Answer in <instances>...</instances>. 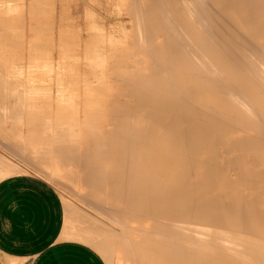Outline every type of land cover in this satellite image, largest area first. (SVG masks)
I'll list each match as a JSON object with an SVG mask.
<instances>
[{"label": "bare ground", "instance_id": "bare-ground-1", "mask_svg": "<svg viewBox=\"0 0 264 264\" xmlns=\"http://www.w3.org/2000/svg\"><path fill=\"white\" fill-rule=\"evenodd\" d=\"M8 2L0 0L2 26L11 21L13 9L9 6L11 0ZM122 3L131 19L130 31L127 32L126 26L122 29L131 38L130 48L120 56L114 58L115 53L105 49L104 57L89 45L81 49L64 31L59 38L61 56L57 66L64 68L60 69V76L57 71L53 77L70 78L65 62L73 57V66L78 61L75 71L84 68L83 74H97L96 68L100 67L105 74L107 84L103 83L101 89L90 87L88 91L97 96L90 95L84 101L87 107L83 104L86 107L81 114L83 121H77L80 112L75 111L64 129L58 123L56 131L47 136L52 125L46 126L44 132L48 134L42 143L29 147L28 133L24 138L26 134L22 135L20 129L24 123L19 120L50 117V113L35 114V101L30 96L26 97L30 104L20 100L18 105L12 100V111L7 115L16 118L21 126L14 127L15 121L10 125L12 129L9 126L1 129L0 120V133L5 134L8 129L22 135H17L10 146H14L13 150L22 149L15 152L22 153L20 160L29 166L53 161L82 184L75 197L86 201L105 218L91 216L83 209L78 213L81 208L68 205L66 210L71 208L70 213L76 210L73 217L67 216L70 221L66 230L73 232L72 239L90 245L107 261L264 264V0H123ZM92 37L95 40V35ZM93 51L98 53L94 57L97 63L90 56ZM81 59L82 67L78 65ZM91 62L95 63L93 67ZM14 64L15 67L17 63ZM97 64L99 67L95 68ZM1 72L0 76L4 71ZM15 75L12 79L6 76L7 83H13ZM22 75L18 81H25ZM2 76L3 81L6 77ZM67 77L63 81L56 78L57 82L50 86L52 90L55 88L52 86L64 82L56 87H61V91L56 90L62 92L56 93L58 110L67 102L63 89L70 81ZM29 78L25 81L27 85ZM30 83V88L35 87V83ZM10 85L7 88H17L14 83ZM42 86L36 88L45 89L46 85ZM24 87L20 88L26 91ZM20 88L15 89L16 93L12 90V94L21 98ZM5 96L2 103L5 99L10 104L12 96L9 101ZM21 103L26 104L23 111ZM45 103L41 107L49 110L51 103ZM4 114L1 113L7 117ZM65 117L66 114L57 112L54 118ZM25 149L49 153L24 154ZM13 160L0 156V179L27 171L26 166Z\"/></svg>", "mask_w": 264, "mask_h": 264}, {"label": "crops", "instance_id": "crops-1", "mask_svg": "<svg viewBox=\"0 0 264 264\" xmlns=\"http://www.w3.org/2000/svg\"><path fill=\"white\" fill-rule=\"evenodd\" d=\"M11 2V5H9L10 7L12 6L11 8L13 9V11L10 13L11 21L8 23H4V26H2L3 24L0 25V65L1 67L3 66L2 68L0 67V72L3 69L4 72H2L4 74L1 72V76L5 75L4 77L7 76L10 79H12L13 73L17 74L13 77L14 79L16 78L15 80L17 82L15 83L14 80L13 83L17 85V88H14L16 87L15 85L14 87H11L14 88V90L7 88L10 87V84L13 83H7L8 78L6 77L5 79L2 76L4 78L3 81L6 82H4V84L7 85V87H4L5 85L3 86V81L0 76V80L2 83V85H0L3 87L2 88L0 86V91L6 90L1 91L2 94L5 93L4 96L8 95V98L5 96L7 99L6 101H9V97L12 96L10 101H17V104L18 101L20 102V100L21 102L23 100H26L25 103L30 104L29 99L27 100L26 97L29 98L30 93L37 94V100H35V102L33 103L36 106V109L33 110L35 114L46 113L44 108L41 107L46 104V86L45 89L39 88H44L42 85H45L46 83L44 70L47 60V46L52 47L54 53L53 47L60 44V41L58 42L56 40L59 39L61 30H63L65 34L67 33V36L69 38L72 39L74 37L73 39L75 40V45H79L81 49H84L85 45H90L93 46L96 51L99 50L100 53L97 51L99 54H101V52L103 50L105 51L106 49L108 52L111 51L112 53H115L119 56L120 53H123L127 47L129 36L127 35V32L125 30H123V32L120 34L126 37L125 40L121 42H117V36L112 34L113 32H115L116 28L110 25L111 14L108 9L109 0H11ZM90 19H92L93 21H90ZM4 28L7 29L4 30ZM7 33L9 36L7 35ZM94 35L95 40H92V36ZM96 40H100L102 42H99L101 46L97 44ZM89 41L91 42L89 43ZM104 46L105 49H102V47ZM98 47H100L101 50ZM14 63H17L16 66L20 68H17L16 66L14 67ZM11 66H13L14 69H12ZM28 73L31 77L32 75L36 76L33 78L34 80L31 77L30 80V78L28 77ZM19 74L24 75H22V77L25 81L29 78V82H31L30 84L32 85L33 83H35V85L33 84L35 87L30 88L28 81L27 82L29 86L25 84V81L19 80L22 82L19 83L18 78L21 79V75L19 76ZM10 79L9 81H12ZM18 83L20 87H24V85H26L24 87L27 88L26 91L23 89L21 90V88L18 86ZM19 88V95L21 96V98L17 97V94H12V90L14 91V93H16L15 89H17L18 91ZM60 88L61 87H59V89L55 87V90L52 89V94H61L62 92H58V90L61 91ZM8 89H10L11 92H9L10 90ZM29 91L30 93H28ZM66 92L67 91H65L64 93L67 94ZM13 95L16 98L13 97ZM2 96H0V115L1 113L2 115L3 113H5L4 115L7 116L12 111V109L10 108L13 106L14 102H10L9 104V102L6 103L4 99L3 104L2 98L4 96ZM58 102L59 100L57 101V105ZM23 103H21L22 105H20V107H22L21 111H23V106H26V104L23 105ZM57 105H54L55 109L58 108ZM4 107H7L9 109L4 110ZM2 115L0 118L3 123L1 125L2 128L0 127L1 129H4L5 127L8 128V126L9 128H11L10 125H12L13 122L15 123V121H17L16 118L12 116L4 117ZM23 120H19L22 122V124L24 123L22 127H20L22 133L20 131L19 132L22 135L24 134V136L26 133H28V137L26 134L24 138L27 137L26 140L29 143V147L30 145H40L42 143V138H44L47 133L44 132L46 126L50 127L52 125L50 127L51 132L49 134L47 133V136H49L51 135V133H54L56 131V129H54L53 127L55 125H58V122H54V118L44 116L23 118ZM7 121H10L9 123L11 124L6 123ZM29 121L34 125L29 124ZM34 122L38 124V128ZM4 123H6V126H3ZM13 125L17 128L21 126L20 123L18 125V121ZM17 128H15V130H17ZM33 128L34 134L32 132ZM8 129L5 134L0 133L2 143H9V145H6L4 143L5 149L4 146L0 149V156L12 160L14 159L15 162L18 163V165L23 166L24 168L26 166V169L34 168L33 166H29L28 163H25L23 160H20L19 155L22 156V153L17 151L19 154H16L15 150L22 149L14 148L13 150L14 146H10L15 143L16 137L19 133H16L15 135V133H13V130V132H10L11 130L9 131ZM37 129H40V133L37 131ZM29 130H31V133H29ZM8 133L9 136H12L14 134L15 136H13L15 138H13V136L9 137L7 135V138H9L7 139L6 134ZM37 134H40V142L38 140ZM22 135L18 136L22 137ZM31 137L32 139L35 138L34 140L37 139L38 142L36 141V143L34 144L35 141L33 140V142L31 143ZM3 139L5 141H3ZM9 146L12 147L13 152L10 151L11 148ZM31 150L32 149H25L23 150V152L24 154L25 152L26 154H28L27 152H30ZM32 151L34 152V154L49 153L43 149H35ZM30 155L33 154L30 153ZM51 162L48 163L52 166ZM45 163L47 162L45 161ZM51 169L54 170L53 167H51ZM50 177L49 179L51 180L52 178ZM53 179H55L52 180L53 182L57 181L56 178ZM74 208H76V205ZM69 209L71 210V208ZM76 209H73L72 213H70L71 211L68 210L67 214L73 217L72 214H74L73 212ZM76 220L77 219H75L74 221ZM77 222H75L74 224L75 228L77 226ZM65 224V204L58 190L49 181L40 176L25 171L17 172L0 179V264H14V262H16V264H107L102 255L90 245L72 239V231H74L75 233L76 229L72 224V227L74 229H72V227L70 228L72 229V231L70 230V232H72L70 234L69 231L66 230Z\"/></svg>", "mask_w": 264, "mask_h": 264}, {"label": "rangeland", "instance_id": "rangeland-1", "mask_svg": "<svg viewBox=\"0 0 264 264\" xmlns=\"http://www.w3.org/2000/svg\"><path fill=\"white\" fill-rule=\"evenodd\" d=\"M90 1V0H89ZM123 0H109V5H108V9H109V11H110V14H111V16H110V20H111V22H110V25L111 26H113V27H115L116 28V30H115V32H113L112 34L113 35H115V36H117V42H121V41H124L125 40V38L126 37H124V36H122V35H120L122 32H123V26H125L126 25V27H127V32H129L130 31V28H131V19H130V17H129V15L128 14H126L125 13V11H124V7H123ZM120 13V14H119ZM118 14V15H117ZM129 28V29H128ZM62 31L63 30H61L60 31V34H59V38H60V35H61V33H62ZM115 33V34H114ZM74 38V37H73ZM72 38V39H73ZM130 36L128 37V43H127V47H126V49L124 50V51H126L127 52V50L130 48ZM71 39V40H72ZM74 40V39H73ZM56 41H59V39H57ZM57 46V47H56ZM56 46H54L53 47V49H54V53H53V50H52V47H49V46H47V60H46V63H45V70H44V75H45V77H46V83H45V85H46V94H45V101L48 103H51L49 106H50V109L49 110H45V112L46 113H50V118H54V117H56V113L57 112H60V113H62V114H66V117L65 118H62V119H58V118H56V120H55V118H54V121H55V123H60L59 125H60V127H61V129H64L65 127H66V122L68 123V121H70V115L72 114V113H74L75 111L77 112V113H79L80 112V116L78 115V118H77V121H79V122H82L83 121V116L81 115V114H83L85 111H86V107H87V104H86V102H85V104H84V101H86L87 99V97L88 96H90V95H92V96H94V97H96L97 95H94V94H92L91 92L90 93H88V91H89V89H90V87H92L91 88V90H94V89H96V88H94V86L95 87H97V89H101V88H103L102 86H104V84L106 83L107 84V82L105 81L106 79H105V74H104V71H102L101 72V69H100V67L98 66L99 64H97V66H95V68L96 67H99V69L98 68H96V70H98V71H100L99 72V75H100V73L102 74L103 73V77H104V79H102L99 75H98V71H95V73H97V74H92L91 72H89V73H91V74H83V73H85L84 72V68H79L78 69V71L76 70H74L77 66H76V63L78 62H74L75 63V66H73V64H72V62H73V60H74V57L72 58V61H70L69 62V59H68V61L67 62H65L66 64H65V66H67V68L65 67V69H69L68 71H66L67 72V74H68V76L70 77V78H68L67 76H65V77H60V78H57V77H59L61 74V71H60V69H62L63 70V68H58L59 66H57V64L59 63V61L58 60H60V56H61V54L59 53L60 52V47H58V46H61L60 44L59 45H56ZM89 47L91 48V50H93L94 48L92 47V46H90L89 45ZM104 49H105V46L103 47ZM103 53H101V55L102 54H104L105 52H104V50L102 51ZM94 53V51L93 52H91V57H92V59H93V61L94 62H96V60H95V58L96 57H98L97 55H98V53H96L97 55H95V53ZM71 54H73V53H70V55ZM122 53H120V55H121ZM75 55H77V54H75ZM119 55V56H120ZM72 56V55H71ZM103 56V55H102ZM95 57V58H94ZM104 57H105V54H104ZM116 57H118V55H114V58H116ZM76 59V58H75ZM52 60V62H50ZM67 60V59H66ZM54 61V62H53ZM83 62V63H82ZM83 64L84 65V61L81 59V61L78 63V65H80V64ZM97 63V62H96ZM51 64H55V65H51ZM80 65L81 67L83 66V65ZM88 63H86V65H87ZM93 64V65H92ZM59 65V64H58ZM89 65V64H88ZM95 65V63H92L91 62V67H93ZM54 66V67H53ZM57 66V68H58V70H56L55 69V67ZM74 67L72 70H74L75 72H72V70H71V68L70 67ZM50 69V70H49ZM53 70H56L55 72L52 71ZM83 70V71H82ZM103 70V69H102ZM57 71H58V73H59V71H60V73H59V76H55V77H53V73H57ZM65 71V70H64ZM80 71H82L81 73H80ZM48 72H49V74H48ZM52 72V73H51ZM65 72V73H66ZM69 72V73H68ZM78 74H77V73ZM57 73V74H58ZM64 73V72H63ZM64 73V74H65ZM54 74V75H55ZM56 74V75H57ZM63 74V75H64ZM78 75H82L83 77L84 76H86L85 77V79L84 80H82V79H80L81 77L79 76V79L81 80H79L78 78H77V76ZM49 75H51V76H49ZM66 75V74H65ZM92 76V77H91ZM67 77V81L68 80H70V81H72L71 83H70V81L68 82V83H70V85H67V84H65L66 86H64V85H62V86H64L65 88H63V89H65V91H67L66 93H67V95H66V100H67V102H64L63 104L64 105H62L63 107L65 106V108H63V109H61V110H58V108L57 109H55L54 108V105L56 106L57 105V101L59 100V98H57V96L59 95H53L52 93H51V84L52 85H54V83H56L57 82V79L59 80V79H61L62 81L64 80L63 78H66ZM88 77L90 78V79H94L93 81H90L89 79H88ZM97 77H99V78H101L102 80H100L99 78V80L98 79H96ZM54 78V79H53ZM57 78V79H56ZM77 78V79H76ZM86 78L89 80V81H87L88 82V87H85V86H87V82H86ZM52 79V80H51ZM76 80H79V84H76ZM97 82H96V81ZM62 81H60L58 84H59V86H61V84H64V82L63 83H61ZM83 81H85V82H83ZM102 81V82H101ZM66 82V81H65ZM80 82H83V83H81L80 84ZM99 82H101V83H99ZM61 83V84H60ZM78 83V82H77ZM104 83V84H103ZM58 84H55V87H58ZM84 84V85H83ZM102 84V85H101ZM105 84V85H106ZM80 85V88L78 87ZM83 85V86H82ZM90 85V86H89ZM92 85V86H91ZM99 85H101L100 87H98ZM82 86V87H81ZM54 86H52V88H53ZM83 87H85V88H83ZM49 88V89H48ZM88 88V89H87ZM79 90H80V92H79ZM49 95V96H48ZM78 95L80 96L79 97V100L77 99L78 98ZM29 96H31L32 97V100H37V94H35V93H30V95ZM52 97V98H51ZM73 97V98H72ZM75 97V98H74ZM77 97V98H76ZM82 98V99H81ZM85 100H84V99ZM50 99H51V101H50ZM76 99L78 100V102L76 103ZM49 100V101H48ZM53 100V101H52ZM81 101V102H80ZM74 103H76V105H78L76 108L74 107ZM83 106H82V105ZM80 105H81V107H80ZM58 106V105H57ZM52 109V110H51ZM78 109V110H77ZM85 109V110H84ZM53 111V112H52ZM54 112H56V113H54ZM68 112V113H67ZM54 114V115H53ZM54 116V117H53ZM71 119H73L72 118V116H71ZM59 125H55L53 128L54 129H56L57 127H59ZM2 142V141H1ZM1 144V143H0ZM3 144L4 143H2L1 144V146H0V149L3 147ZM35 144V143H34ZM34 154V152L31 150L28 154ZM21 160H22V158H21ZM52 163V166L51 165H49V163L47 162V163H45V162H42V163H39V162H37L36 163V168H35V170L34 169H32V168H29L27 171H25V172H29V173H31V174H34V175H37V176H40V177H42V178H44V179H46L47 181H49L57 190H58V192L60 193V195L62 196V199H63V202H64V204H65V208L67 209V206L68 205H77L79 208H81V209H79V211H81L82 209L84 210V211H86L87 212V214L89 213L91 216H93L94 214V216L95 217H98V218H101L102 219V217L103 218H105L104 217V215L103 214H101L98 210H95L94 208H92V206L90 205V204H88L86 201H82V200H80V199H78L77 197H75L76 195H74V194H76V190H79V191H81L80 190V186H82V184L79 182V181H77V183H76V180L74 179H71V178H73V175L72 174H69L68 175V173H67V171L63 168V167H60V169H59V167L57 166V164H55V162H51ZM38 166V167H37ZM49 166H51V167H53V169L54 170H52L51 169V167H49ZM38 168H40L39 170H38V172L36 171V169H38ZM42 171V172H41ZM50 171H52V172H50ZM55 173H54V172ZM60 171V172H59ZM46 173V174H45ZM53 173H54V175H53ZM67 173V174H66ZM57 174H59V176H57ZM61 174V175H60ZM72 175V176H71ZM51 176V177H50ZM63 178H62V177ZM67 176V177H66ZM49 177L50 178H56L57 179V183H55V182H53L52 180H50L49 179ZM67 179V181H68V183L66 182V179ZM71 180H69V179ZM64 179H65V181H64ZM73 180V181H72ZM60 182V183H59ZM71 184H70V183ZM59 183V184H58ZM64 183H66L65 184V186H63L64 185ZM62 184V185H61ZM75 184H77V189L75 188ZM73 185V186H72ZM70 189H69V188ZM74 190V191H72V190ZM74 192V193H73ZM70 201V202H69ZM86 202V203H85ZM73 205V206H74ZM90 205V206H89ZM75 207V206H74ZM85 208V209H84ZM84 211H82V212H84ZM94 212V213H93ZM85 213V212H84ZM99 215V216H98ZM67 216H68V214H67V210H66V229L69 227V224L67 225V223H68V221H69V219L67 220ZM69 218V217H68ZM103 257V256H102ZM104 259H105V261H106V263L107 264H115L114 263V260H110V261H107V259L105 258V257H103Z\"/></svg>", "mask_w": 264, "mask_h": 264}]
</instances>
